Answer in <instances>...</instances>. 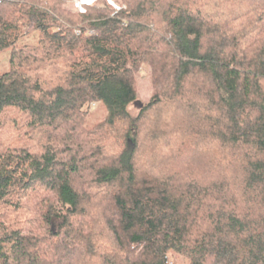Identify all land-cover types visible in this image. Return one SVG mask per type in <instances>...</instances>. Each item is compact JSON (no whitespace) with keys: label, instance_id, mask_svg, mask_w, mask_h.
<instances>
[{"label":"trees","instance_id":"obj_1","mask_svg":"<svg viewBox=\"0 0 264 264\" xmlns=\"http://www.w3.org/2000/svg\"><path fill=\"white\" fill-rule=\"evenodd\" d=\"M68 1L0 0V264H264V0Z\"/></svg>","mask_w":264,"mask_h":264},{"label":"rangeland","instance_id":"obj_2","mask_svg":"<svg viewBox=\"0 0 264 264\" xmlns=\"http://www.w3.org/2000/svg\"><path fill=\"white\" fill-rule=\"evenodd\" d=\"M113 2L121 4L120 0H112ZM122 5V4H121ZM123 7V5H122ZM64 8L71 12L75 13L76 7L73 1H68ZM7 66V54L0 55V71H6ZM137 81V101L131 104L128 107L129 113L131 116L135 117L138 114L139 108L149 102L152 94V85H151V76L150 71L145 66L138 72L136 75ZM107 111L103 104H92L90 108V116L87 121V125H95L105 119ZM175 264H187L186 260L178 259L175 260Z\"/></svg>","mask_w":264,"mask_h":264},{"label":"built area","instance_id":"obj_3","mask_svg":"<svg viewBox=\"0 0 264 264\" xmlns=\"http://www.w3.org/2000/svg\"><path fill=\"white\" fill-rule=\"evenodd\" d=\"M96 1H97V0H94V1H92V2H90V3H87V4H81V5H80V4L77 2V0H73V2L75 3V7H76L75 9H76V11H77L78 13H84L85 10L83 9V6H84V5L89 6V5L93 4V3L96 2ZM107 2L109 3L110 6H112V7L114 8L115 12H118L119 10H121V9L123 8L121 4L116 3V2H113L112 0H107Z\"/></svg>","mask_w":264,"mask_h":264},{"label":"bare ground","instance_id":"obj_4","mask_svg":"<svg viewBox=\"0 0 264 264\" xmlns=\"http://www.w3.org/2000/svg\"><path fill=\"white\" fill-rule=\"evenodd\" d=\"M94 0H77V2L81 5V4H87V3H90Z\"/></svg>","mask_w":264,"mask_h":264}]
</instances>
